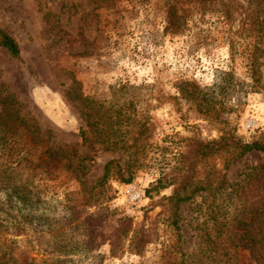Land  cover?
Wrapping results in <instances>:
<instances>
[{
	"label": "rangeland",
	"instance_id": "374dc122",
	"mask_svg": "<svg viewBox=\"0 0 264 264\" xmlns=\"http://www.w3.org/2000/svg\"><path fill=\"white\" fill-rule=\"evenodd\" d=\"M252 9L263 14L264 0H0V32L20 48L13 57L0 45V184L27 194L10 209L17 199L0 191V247L16 239L22 261L88 264L56 262L53 247L102 202L114 218L148 229L152 242L117 257L102 245L95 263L223 264L216 248L236 235L235 264H264V211L237 226L257 195L232 186L264 163L263 153L212 156L181 192L189 200H164L188 173V138L234 128L250 142L264 133V29ZM109 116L116 124L105 128ZM110 134L126 143H97ZM50 151L76 156L66 157L70 167L54 165ZM108 163V178L81 192L82 183L98 185ZM8 214L18 235L5 231Z\"/></svg>",
	"mask_w": 264,
	"mask_h": 264
},
{
	"label": "trees",
	"instance_id": "16d2710c",
	"mask_svg": "<svg viewBox=\"0 0 264 264\" xmlns=\"http://www.w3.org/2000/svg\"><path fill=\"white\" fill-rule=\"evenodd\" d=\"M262 7L260 9H262ZM251 11L254 12L255 15L259 14V12H257L258 10L256 9H252ZM226 15L229 17V14ZM263 15L264 13L259 14V16H257L256 18L258 21L253 24H259V26L262 25L261 28L264 29ZM260 17H262V20L260 19ZM247 26L250 27V25L246 24L245 27ZM245 27L241 32L247 30ZM0 45L6 48L10 55H12L13 57L19 56L20 48L18 43L12 37L6 35L3 32H0ZM234 46L235 45L233 44V39H230V51L232 60L234 59L235 55ZM8 100L9 97H6L2 102L7 104ZM2 111H5L4 107H2L1 112ZM100 111L101 110H97V113H99ZM116 113L117 116L121 114L120 112ZM111 119L112 118L110 116L103 119L104 124L106 125L105 128H111L116 124H113ZM80 136L84 144H87L88 136L86 135V132H81ZM113 138L114 135L112 134L107 136H96V141L97 143H100L102 145L104 144L107 147H111L113 144L116 145L121 140L123 141V143H126V138H122L117 142H114ZM252 151H257L264 154V133H260L250 142L244 141L240 137H238L234 128L224 130L221 136L214 139H203L200 135L188 138L185 156L186 165L184 166V168L188 169V173L184 176L180 183L175 184L174 182H170V185H175L174 194L165 197L164 200L166 199L168 201L174 202L175 205L189 200L191 196L185 197L180 196V194L190 185V180L192 179V173L194 172V170L200 163H202L206 159L219 154H228L231 156V160L234 161L242 158L247 153ZM50 155H52V157L54 158V165L63 163L65 167H70V158L66 159V157H74L76 156V153L75 151H71L69 153L65 152L64 155H62L57 151H50ZM59 156H61L63 159L58 158ZM108 171L109 163L105 167L102 178L99 179L96 183L98 185L86 187L85 183H82L81 192H84V194H88L94 191L97 186L101 185L102 182H104L108 178ZM84 174L85 172H82V175ZM243 175L245 178L239 183L232 184V186H242V189H251L255 192V195H257V198L254 200V212H251L241 221H238L237 226L239 225L244 227V225L246 226L250 223V220L252 219L254 214L264 211V163L259 168H252L248 172L243 173ZM131 179L132 178L130 177L128 181ZM175 179L176 175L174 181ZM241 183H244V185H241ZM22 188L23 187L21 186H13L8 182V180H2L0 184V191H8L10 200L17 199L15 201V204H11L10 206H8L10 209H12L14 205H18L19 202H22L24 204L27 203V194L24 193ZM101 203L102 202H98V210L95 212V214H85V216L83 218L81 217V219L78 220L77 224L75 225H72V221L69 223L70 228H67V232H65L62 238L63 241L59 242L57 245H55V247H53V250H55V252L53 253L54 256H52V260L55 259L56 262H61V257H69L68 259L70 260H74L75 258H77L80 263L82 262L88 264H100V261L98 263H95V261L100 260L102 257L95 253L98 252L102 245L109 244L111 247L110 253L112 257H117L122 256L126 252L141 254L145 250L146 246L150 242H152V238L148 229L132 228V222L130 218H114V214H112V212H110L108 208L106 206H103V204ZM87 205H90V203H88ZM10 215L11 214H8L3 218L4 221H8V228H6L5 231H7V233L11 235H18V233H21L22 231L20 228H15V224L17 223L18 218L14 216L12 217ZM43 216V214L36 216L27 215L24 217V222L29 223L30 219L33 222L35 217L42 220ZM79 225H81V227L83 228H78ZM237 229L239 230L240 228ZM232 235L235 234L232 233ZM239 238L240 239H237L236 235L234 237L229 235L230 241L228 240V245L223 246V248H216L219 250L221 249L222 251L223 264H235L233 260H235L240 250L239 242H235V240H241V236H239ZM19 242H21V240L17 241L16 239H9L8 241H6V244L3 247H0V264H34L33 260L27 261L26 259H24L22 261L20 256L23 255V251L17 246ZM216 253L218 252L216 251Z\"/></svg>",
	"mask_w": 264,
	"mask_h": 264
},
{
	"label": "built area",
	"instance_id": "2783aa9c",
	"mask_svg": "<svg viewBox=\"0 0 264 264\" xmlns=\"http://www.w3.org/2000/svg\"><path fill=\"white\" fill-rule=\"evenodd\" d=\"M254 120H250L248 123H247V128L248 129H251V128H254ZM140 198V194H136V195H133V199H138Z\"/></svg>",
	"mask_w": 264,
	"mask_h": 264
}]
</instances>
